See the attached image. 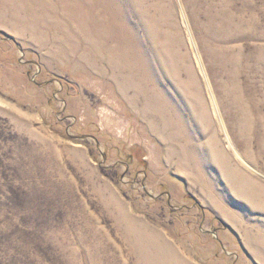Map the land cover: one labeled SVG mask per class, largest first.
<instances>
[{"label": "rangeland", "instance_id": "rangeland-1", "mask_svg": "<svg viewBox=\"0 0 264 264\" xmlns=\"http://www.w3.org/2000/svg\"><path fill=\"white\" fill-rule=\"evenodd\" d=\"M252 182L264 0H0V264H264Z\"/></svg>", "mask_w": 264, "mask_h": 264}, {"label": "bare ground", "instance_id": "bare-ground-1", "mask_svg": "<svg viewBox=\"0 0 264 264\" xmlns=\"http://www.w3.org/2000/svg\"><path fill=\"white\" fill-rule=\"evenodd\" d=\"M160 65V64H159ZM160 67H162V65H160ZM161 69V68H160ZM170 70V69H169ZM171 71V70H170ZM158 72V71H157ZM158 77H159V79L161 80V75L159 74V72H158ZM166 75V74H165ZM164 77V76H163ZM183 90V89H182ZM201 93V92H200ZM157 94V93H156ZM172 94V93H171ZM179 94V93H178ZM159 95V94H158ZM200 95V94H199ZM201 96V95H200ZM173 99V98H172ZM194 99V98H193ZM239 99V98H238ZM158 100V99H157ZM216 100V99H215ZM219 100V99H218ZM217 102V101H216ZM218 103V102H217ZM216 103V104H217ZM220 104V103H219ZM221 106V105H220ZM157 107V106H156ZM156 107H155V109H156ZM218 107V106H217ZM238 108V107H237ZM157 110H158V108H157ZM200 110H201V115L202 116H205L206 117V119H208V115L209 114H207V112H206V110H205V108H200ZM224 113V112H223ZM225 116V115H224ZM204 119V118H203ZM226 120V119H225ZM233 121H234V119H233ZM226 122V121H225ZM166 123V122H165ZM227 124V123H226ZM227 126V125H226ZM228 127V126H227ZM164 128V127H163ZM176 131H177V129H176ZM175 132V131H174ZM228 132H229V130H228ZM177 134V133H176ZM228 136H229V138H230V143H233V140H232V138L230 137V134H228ZM191 139V138H190ZM192 140V139H191ZM210 143V142H209ZM183 145H184V143H183ZM207 153H206V155L204 156L205 157V159H204V165L207 167L208 166V164H211V163H213L212 161H211V159H213V157H212V151H211V148L210 147H207ZM237 175H238V178H236L239 182H243V183H247V179H246V177L244 176V175H242V174H238L237 172H235ZM248 184V183H247ZM251 187H253L255 190V192L257 193V195L258 196H264V191L262 190V188L258 185V184H256L255 182H252L251 183ZM239 193H240V191H239ZM241 194V193H240ZM158 243V242H157ZM173 256V255H172ZM175 263H177V262H175ZM179 264V263H178ZM183 264V263H182Z\"/></svg>", "mask_w": 264, "mask_h": 264}]
</instances>
